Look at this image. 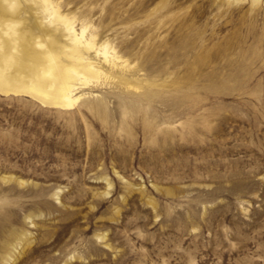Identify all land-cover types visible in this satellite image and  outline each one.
I'll return each mask as SVG.
<instances>
[{"label":"rangeland","instance_id":"374dc122","mask_svg":"<svg viewBox=\"0 0 264 264\" xmlns=\"http://www.w3.org/2000/svg\"><path fill=\"white\" fill-rule=\"evenodd\" d=\"M52 1L133 85L0 95V264H264V0Z\"/></svg>","mask_w":264,"mask_h":264},{"label":"bare ground","instance_id":"6f19581e","mask_svg":"<svg viewBox=\"0 0 264 264\" xmlns=\"http://www.w3.org/2000/svg\"><path fill=\"white\" fill-rule=\"evenodd\" d=\"M34 1L50 22H38V32L20 18V0H5L7 11H0V95H23L43 106L71 109L91 90L104 85L132 87L130 62L104 32L94 28L92 20L61 15L52 0ZM204 1L231 6L243 0ZM251 1L255 5L261 0ZM106 20L103 16L101 21ZM52 25L62 27L60 37ZM112 30L109 27L107 31ZM97 110H103L101 104Z\"/></svg>","mask_w":264,"mask_h":264}]
</instances>
